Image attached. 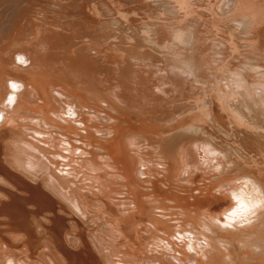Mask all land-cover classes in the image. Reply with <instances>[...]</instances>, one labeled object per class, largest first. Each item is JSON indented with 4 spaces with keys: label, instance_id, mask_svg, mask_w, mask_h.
<instances>
[{
    "label": "bare ground",
    "instance_id": "obj_1",
    "mask_svg": "<svg viewBox=\"0 0 264 264\" xmlns=\"http://www.w3.org/2000/svg\"><path fill=\"white\" fill-rule=\"evenodd\" d=\"M0 264H264V0H0Z\"/></svg>",
    "mask_w": 264,
    "mask_h": 264
},
{
    "label": "clouds",
    "instance_id": "obj_2",
    "mask_svg": "<svg viewBox=\"0 0 264 264\" xmlns=\"http://www.w3.org/2000/svg\"><path fill=\"white\" fill-rule=\"evenodd\" d=\"M249 210V206L242 201H237V207L233 209L231 215L233 217H239Z\"/></svg>",
    "mask_w": 264,
    "mask_h": 264
},
{
    "label": "snow or ice",
    "instance_id": "obj_3",
    "mask_svg": "<svg viewBox=\"0 0 264 264\" xmlns=\"http://www.w3.org/2000/svg\"><path fill=\"white\" fill-rule=\"evenodd\" d=\"M13 87H15V86H13Z\"/></svg>",
    "mask_w": 264,
    "mask_h": 264
}]
</instances>
